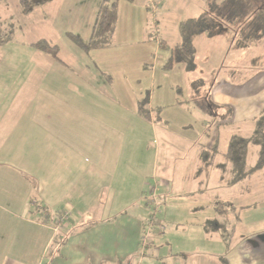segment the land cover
Returning <instances> with one entry per match:
<instances>
[{
  "label": "crops",
  "instance_id": "0c3cea01",
  "mask_svg": "<svg viewBox=\"0 0 264 264\" xmlns=\"http://www.w3.org/2000/svg\"><path fill=\"white\" fill-rule=\"evenodd\" d=\"M58 2L45 3L46 15L35 20L43 26L58 25L59 17L73 12L79 18L91 5L92 14L84 15L82 23L67 17L64 24L85 25L83 30H71L88 40L99 1L86 0L88 5L76 3L71 8L63 4L57 10ZM56 32L57 27H52L41 37L58 46L53 36ZM61 33L67 35L63 39L68 42L64 47L66 52L69 49V64L60 58L59 46L58 59L36 49L35 53H20L18 67L0 64V155L22 156V175L0 160V264H158V259L159 264H221L222 257L226 264H264V238L234 241L239 216L234 221L226 215L227 224L234 226L228 248L217 228L205 227L208 220L224 219L215 206L234 204L210 202L197 193L203 183L209 187L226 183L223 185L232 188L242 180L232 182L231 163L226 164L228 175L223 177L213 170L219 162L203 160L201 151L194 160L192 190L172 192L168 178L175 172L170 171L169 159L160 158V140L169 133L165 128L168 119L162 115L166 103H151L158 99L151 92L149 105L161 107V119L155 121L153 114L149 120L140 117L137 101L145 94L143 88L129 90L137 76L122 67H96L101 48L106 47L83 50L70 38L72 33ZM8 56L15 60L14 55ZM109 56L108 65L119 55ZM116 83L120 93L127 92V100L106 93L105 88L113 89ZM161 124L163 132L158 130ZM187 150L177 154L185 157ZM12 187L22 191L12 194L8 189ZM155 192L160 204L169 200L181 203L184 215L188 212L186 220L174 221L173 229L187 225L192 234L187 246L176 250L181 260L171 249L155 246L161 237L154 228L159 227L153 218L157 210L153 199L145 196ZM194 194L199 197L188 202ZM65 211L69 213L66 217ZM6 220L16 221V225L11 226V221L4 224ZM153 220L146 235L149 243L144 245L145 222ZM62 238L65 240L59 243ZM155 239L158 241L153 243ZM204 240H214L217 246L202 244ZM145 256L157 261L143 263L141 257Z\"/></svg>",
  "mask_w": 264,
  "mask_h": 264
},
{
  "label": "rangeland",
  "instance_id": "374dc122",
  "mask_svg": "<svg viewBox=\"0 0 264 264\" xmlns=\"http://www.w3.org/2000/svg\"><path fill=\"white\" fill-rule=\"evenodd\" d=\"M56 1H59L56 5L57 10L62 9L63 4L67 8H71L73 4L81 3L84 6L86 3V0ZM205 3V0H133L132 2L120 0L117 5L114 43L106 48H101L102 57L97 65L95 63L96 67L126 68L133 77L137 76V81L129 85V90L136 91L138 88H143V93L148 91L151 95L153 92L154 96L158 97L157 101H151V103H166L162 115L168 119L165 128L169 133L167 132L168 136L163 137L164 140H160V158L169 159L170 171L175 172V174L172 173V178H168L169 186L174 190L172 192L192 190L193 187L191 186L194 184L191 182V175L195 164L194 160L201 151L204 153L203 160L211 159L215 163L219 162L217 167L214 166V171L218 170L223 177L228 175L225 166L230 162L224 152L230 137L233 134L250 137L255 130L258 117L264 109V34L259 39L244 46L239 41L237 32L234 31L247 20L264 14V0H244L245 15L242 20L216 34L208 35L205 33L196 36L194 44L197 47V66L193 71L188 72L183 63H175L170 68H164L163 65L169 56L171 46L180 40L179 23L189 17L204 14L206 11ZM44 4L36 6L37 8L35 7L33 12L25 15L26 13L23 14L19 9L18 0H0V19L4 29L10 34L7 43L0 46L2 54L0 64L5 68L18 67L19 62L22 61L16 60L17 56L20 53L36 51L31 42L42 38V34H45L52 27H57V32L53 36L59 46L58 54L61 59L69 64V49L66 52L64 47L68 42L63 39L67 35L61 31L67 30L78 35L76 31L71 29L80 28L83 30L85 25L82 24V26L77 27L73 25V22L68 26L64 24L69 21L68 18L70 17L79 22L84 20L86 14L90 17L92 6L86 7V13L84 10L79 18L77 13L74 17L75 13L72 12L66 17H59L57 19L58 25L46 24L43 26L41 22L35 20V17L38 18L40 14L46 15ZM75 24L77 23L75 22ZM237 24L239 26H236ZM83 34L85 35V33L81 35ZM111 54L119 56L116 61H111L108 65V59L112 60L109 56ZM8 55H14L15 60L13 56L9 59ZM143 57L144 59H142ZM199 77L204 82L193 89L190 83ZM128 78L126 79L128 80ZM122 82L125 83L123 79ZM118 86L119 84L116 83L113 89L105 88L106 93L113 98L117 94L119 96L117 98L127 100L128 95H125L127 92L125 94L120 93L117 89ZM206 93L208 94L207 99L203 98ZM161 126L162 124L158 126V130L163 132V126ZM186 148L188 150L185 157L177 154L179 150H186ZM259 152V145L249 141L245 170H251L255 166ZM2 156L5 155H0L1 161L5 160L11 165L8 167H16L18 173L22 175V156H18L16 159ZM24 166L27 169V166ZM180 171L181 175H177ZM244 177L232 188L223 185L226 183L220 184L219 182V185L212 187L203 183V188L197 194H202L203 199L210 202H229L239 206L240 208H237L236 211L224 212L226 223H228L226 215H230V218L233 217L234 221L237 220H235V216H239V220L236 221L234 241L245 240L250 236L255 241H259V239L264 238V167L254 169ZM8 189L12 191V194L22 191L21 188L19 190L13 187ZM157 194L155 192V195L149 193L145 195L153 199L157 210L153 218L157 219L159 223L156 225H159L160 228L155 225L154 228L155 234L158 231L159 234L161 233V237L159 238L160 242L156 243L155 246L158 249L164 246L166 249H171L172 254L175 255L173 256L177 260H181L178 255L176 256V250L183 246L186 247L188 238H192V234H190L191 231L187 225L177 230L173 229L174 221L186 220L188 212L184 215V211H181L183 206L181 203L174 204L175 202L169 200L167 204H164V201L163 203L161 201L160 204ZM197 194H194L188 202L199 197ZM175 207L178 208L177 212L174 210ZM249 216L258 219L248 220ZM10 221L6 220L4 224ZM153 222L154 220L145 222L146 234L142 233L144 245L149 243V237L146 235H148ZM10 225L15 226L16 221H11ZM3 234L4 232L1 236ZM2 238L6 241L4 237ZM156 240L158 241L155 239L153 243ZM15 242L17 239L13 241V243ZM219 243L221 245V240ZM202 244L217 246L214 240H204ZM221 249L223 251V248ZM151 253L155 254L156 252L152 250ZM236 255L237 253H234V256ZM153 258L141 257L143 263L156 262L157 259ZM227 259L230 258L227 257ZM160 261L161 259H158V264Z\"/></svg>",
  "mask_w": 264,
  "mask_h": 264
},
{
  "label": "trees",
  "instance_id": "16d2710c",
  "mask_svg": "<svg viewBox=\"0 0 264 264\" xmlns=\"http://www.w3.org/2000/svg\"><path fill=\"white\" fill-rule=\"evenodd\" d=\"M51 0H18L19 9L22 13L31 12L36 6L44 4ZM120 0H99L98 10L95 23L93 25L91 36L88 40H83L78 35L70 34L73 42L83 50H89L95 47H108L113 43L114 32L117 21V5ZM132 2L133 0H126ZM206 11L197 17H189L179 23L180 40L170 48L169 56L164 62V68H170L175 63H183L187 71H193L196 66L197 47L194 44L196 36L201 34H216L226 27H230L243 19L245 15L244 0H205ZM258 9V7H256ZM258 12V11H257ZM255 12V14H257ZM254 13V12H252ZM253 16V15H252ZM261 16V17H260ZM248 18V16H247ZM245 20V19H244ZM236 26H239L237 24ZM233 27V26H232ZM237 37L242 45H249L259 39L264 34V14H260L253 19L247 20L244 24L234 29ZM10 39V34L4 29L0 19V45ZM32 45L51 57L58 59V46L50 42L48 39L40 38L32 43ZM204 80L199 77L191 81V87L195 89ZM208 93V92H207ZM203 98L207 99L208 94ZM150 95L147 91L137 101V114L149 120L153 114L155 121H160L161 107H150ZM257 143L260 147L257 163L251 170H245L247 145L248 142ZM224 155L232 165V182H237L254 169L264 167V109L258 117L254 132L250 137H242L240 135H232ZM228 207V208H227ZM235 205L218 204L215 210L220 217H224V212L228 210H236ZM225 220L216 219L208 220L205 223L206 228L218 229L226 248L229 247L234 226L231 227ZM62 238L59 243H62ZM223 258V259H222ZM221 258V264H226L224 257Z\"/></svg>",
  "mask_w": 264,
  "mask_h": 264
},
{
  "label": "built area",
  "instance_id": "2783aa9c",
  "mask_svg": "<svg viewBox=\"0 0 264 264\" xmlns=\"http://www.w3.org/2000/svg\"><path fill=\"white\" fill-rule=\"evenodd\" d=\"M67 214H68L67 212H64V213H63V215H64L65 217L68 216ZM62 217H63V216H60V217H59V220H61ZM160 226H161V225H160Z\"/></svg>",
  "mask_w": 264,
  "mask_h": 264
}]
</instances>
